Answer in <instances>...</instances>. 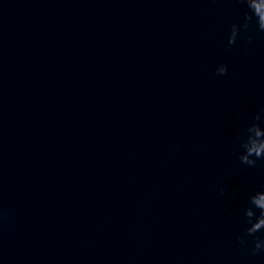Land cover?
<instances>
[{
	"label": "water",
	"instance_id": "water-1",
	"mask_svg": "<svg viewBox=\"0 0 264 264\" xmlns=\"http://www.w3.org/2000/svg\"><path fill=\"white\" fill-rule=\"evenodd\" d=\"M241 11L0 0V264H264L235 241L264 186L231 154L264 104V35L224 46Z\"/></svg>",
	"mask_w": 264,
	"mask_h": 264
},
{
	"label": "clouds",
	"instance_id": "clouds-1",
	"mask_svg": "<svg viewBox=\"0 0 264 264\" xmlns=\"http://www.w3.org/2000/svg\"><path fill=\"white\" fill-rule=\"evenodd\" d=\"M235 4L242 11L228 24L224 46L230 50L240 44L251 55L255 51L254 38L264 35V0H235ZM213 72L218 77L226 76L229 65L221 61ZM231 143V154L241 165L255 168L258 162H264V104L236 128ZM218 192L223 196L224 187L218 185ZM236 219L240 224L236 243L250 255L264 254V186L248 192L236 211Z\"/></svg>",
	"mask_w": 264,
	"mask_h": 264
}]
</instances>
